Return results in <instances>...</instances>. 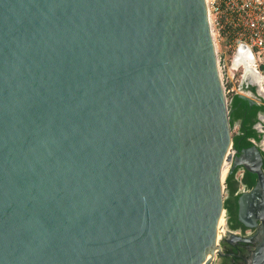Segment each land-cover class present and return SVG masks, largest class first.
Masks as SVG:
<instances>
[{
	"label": "water",
	"instance_id": "1",
	"mask_svg": "<svg viewBox=\"0 0 264 264\" xmlns=\"http://www.w3.org/2000/svg\"><path fill=\"white\" fill-rule=\"evenodd\" d=\"M231 130L206 0H0V264H213Z\"/></svg>",
	"mask_w": 264,
	"mask_h": 264
},
{
	"label": "built area",
	"instance_id": "2",
	"mask_svg": "<svg viewBox=\"0 0 264 264\" xmlns=\"http://www.w3.org/2000/svg\"><path fill=\"white\" fill-rule=\"evenodd\" d=\"M206 4L226 98L247 95L241 85L243 63H234L237 46L245 45L252 54V61L247 63L258 76L264 106V0H206ZM261 127L260 141L252 142L264 152V115ZM226 164L229 169L230 164Z\"/></svg>",
	"mask_w": 264,
	"mask_h": 264
},
{
	"label": "flooded vegetation",
	"instance_id": "3",
	"mask_svg": "<svg viewBox=\"0 0 264 264\" xmlns=\"http://www.w3.org/2000/svg\"><path fill=\"white\" fill-rule=\"evenodd\" d=\"M243 86L247 92L246 96L253 98L255 101L254 104L262 105V92L259 80H256L252 84H243ZM262 107L263 110L257 113V120L253 124V128L261 134V136L258 140L253 138L250 139L251 141L254 140L256 143H258L262 137L261 124L264 115V106L262 105ZM253 145L258 147V144L253 143ZM244 148L245 147L237 149V154L240 155ZM235 168H237L236 178L239 183L232 194L226 188L224 200L226 223L219 242L221 254H216L213 264H253L254 260L259 257V249L263 248L262 245H264V226L262 222L257 219L254 220L253 223L247 224L242 220L243 215L241 214L239 200L241 196L250 189L245 185V182L242 181L244 178L248 179L246 172L249 171L244 169L241 165H237ZM231 185V187H234V185L237 184L232 182Z\"/></svg>",
	"mask_w": 264,
	"mask_h": 264
},
{
	"label": "trees",
	"instance_id": "4",
	"mask_svg": "<svg viewBox=\"0 0 264 264\" xmlns=\"http://www.w3.org/2000/svg\"><path fill=\"white\" fill-rule=\"evenodd\" d=\"M229 116L231 125H238V132L233 135V145L236 149L242 147H249L253 145L251 138L258 140L261 136L254 128L253 124L257 120V113L263 110L260 104H250L246 99L241 98L238 94L232 95L228 102ZM263 158L262 168L264 169V152L261 151ZM237 168L227 173L225 177L226 188L231 194L238 187V179L236 178ZM248 179H242L245 185L249 188L253 187L256 181V175L250 172H246ZM232 182L237 185L231 187Z\"/></svg>",
	"mask_w": 264,
	"mask_h": 264
},
{
	"label": "bare ground",
	"instance_id": "5",
	"mask_svg": "<svg viewBox=\"0 0 264 264\" xmlns=\"http://www.w3.org/2000/svg\"><path fill=\"white\" fill-rule=\"evenodd\" d=\"M241 56H242V58H240L241 60H244L246 58L244 53H242ZM227 170H228V165L226 164V161H224L223 169L221 170V179L224 180Z\"/></svg>",
	"mask_w": 264,
	"mask_h": 264
},
{
	"label": "rangeland",
	"instance_id": "6",
	"mask_svg": "<svg viewBox=\"0 0 264 264\" xmlns=\"http://www.w3.org/2000/svg\"><path fill=\"white\" fill-rule=\"evenodd\" d=\"M231 97H232V95H227V102H229ZM237 132H238V125L235 124V125L232 126V130H231L232 136L234 134H236ZM226 174H227V172H226Z\"/></svg>",
	"mask_w": 264,
	"mask_h": 264
},
{
	"label": "crops",
	"instance_id": "7",
	"mask_svg": "<svg viewBox=\"0 0 264 264\" xmlns=\"http://www.w3.org/2000/svg\"><path fill=\"white\" fill-rule=\"evenodd\" d=\"M257 80H259L258 77H257ZM259 83H260V82H259ZM242 87L244 88L243 84H242Z\"/></svg>",
	"mask_w": 264,
	"mask_h": 264
}]
</instances>
